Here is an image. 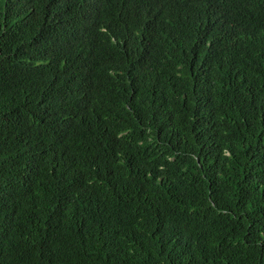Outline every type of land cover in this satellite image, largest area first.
I'll list each match as a JSON object with an SVG mask.
<instances>
[{
    "label": "trees",
    "instance_id": "1",
    "mask_svg": "<svg viewBox=\"0 0 264 264\" xmlns=\"http://www.w3.org/2000/svg\"><path fill=\"white\" fill-rule=\"evenodd\" d=\"M0 264H264V0H0Z\"/></svg>",
    "mask_w": 264,
    "mask_h": 264
}]
</instances>
